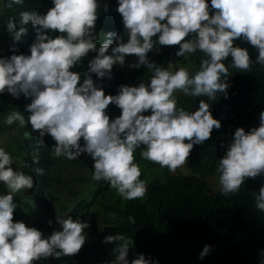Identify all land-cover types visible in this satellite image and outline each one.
<instances>
[{"label":"clouds","instance_id":"9594fccd","mask_svg":"<svg viewBox=\"0 0 264 264\" xmlns=\"http://www.w3.org/2000/svg\"><path fill=\"white\" fill-rule=\"evenodd\" d=\"M51 3L43 13L19 11L18 17L9 15L4 21L13 54L0 56V96L11 95H7L9 104L12 98H30L19 103L24 112L9 111L4 124L30 126L40 142L50 136L54 141L51 156L70 160L69 169L90 177L88 182L60 177L72 190L62 183L52 187L47 192L51 204L41 209L42 219L33 221L30 216L38 210L25 194L35 187L34 177L14 170L13 155L0 147V264H61L65 257H74L73 264H100L114 253L110 264H158L143 253L129 261L133 239L104 232L108 226L114 228L117 220L92 226L64 208L80 200L79 190L90 187L91 180L115 189L124 200L143 199L147 180L140 177L145 164L175 173L189 161L194 145L211 139L213 129L221 128L210 111L216 94L228 98L230 84L236 88L249 76L264 81V0H117L115 11L123 26L114 23L109 32L96 29L101 8L109 11L107 3ZM23 4L24 0H6L3 8ZM29 22L35 29L30 54H16L15 45L27 35ZM157 43L169 47L166 60L172 61L167 67L148 58ZM127 56L135 58L125 65ZM182 59L192 60L191 66H180ZM115 65L143 67L151 75L147 83L121 84L117 94L106 95L93 74L98 80H110ZM76 66L79 72L72 70ZM177 92L208 101L200 99L196 110L187 111L178 106ZM85 154L90 167L81 166ZM33 163H39L38 152ZM35 171L44 175L43 168ZM212 171L208 182L215 189L220 185L225 196L238 192L246 178L264 176V110L258 126L247 131L235 128ZM55 187L65 195L53 204L50 194ZM255 208L264 212V184L255 197ZM127 220L136 222L131 215ZM94 241L104 250L95 257L88 247ZM209 251L205 245L199 258ZM259 255L264 264V249Z\"/></svg>","mask_w":264,"mask_h":264},{"label":"trees","instance_id":"16d2710c","mask_svg":"<svg viewBox=\"0 0 264 264\" xmlns=\"http://www.w3.org/2000/svg\"><path fill=\"white\" fill-rule=\"evenodd\" d=\"M5 2L6 0H0V56L6 57L13 54L10 51L13 41L2 22L9 15L18 17L19 11L43 13L52 3L51 0H24L23 6H14L8 10L3 8ZM104 3L108 4L109 11L105 13L101 8L96 29L99 28L100 31L103 27L109 32L114 23L123 26L121 16L115 11L117 0H102L101 5ZM26 27L27 35L22 38V42L15 45L18 49L16 54H30L29 45L34 39L35 29L30 22ZM153 40L156 38L153 37ZM100 41L99 32L97 44ZM155 48L149 52V60L167 67L169 47L158 44ZM181 62L184 65L180 66L187 67L191 66L192 60L182 59ZM251 69L254 70L252 67ZM72 70L79 72L77 66ZM148 72L149 70L143 67L137 70L115 65L110 80L107 78L98 80L94 74L93 77L102 84L106 95H115L121 84L135 86L142 81L139 76ZM249 77L243 78L236 88L230 84L227 89L228 98H224L223 93H217L216 100L210 102L211 114L221 122V128L213 129L211 139L205 141L203 145H194L189 161L182 168L172 173L158 164L144 165L145 171L140 179L145 182L147 180V192L143 199L124 200L115 189L113 191L102 188L100 182L91 180L90 187L88 184L87 189L79 190L80 200L66 206L64 210L74 218L87 220L92 226H97L102 220L105 222L117 220L114 228L108 226L104 232L108 235L122 234L133 239L129 261L135 254L143 253L146 257L150 256L158 261V264H260L259 250L264 249V212L255 208V197L260 186L264 184V176L246 178L238 192L227 196L221 194L220 185L215 189L212 183L208 182V178L213 179V164L224 155L235 128L243 127L247 131L259 125V114L264 110V81L257 77ZM175 95L178 106L187 111L196 110L200 99L208 101L207 97L195 98L185 96L182 92ZM7 99L6 96H0V100L3 101L0 102V115L8 108ZM11 100L10 104L18 105L26 99L21 96L19 99ZM119 115L120 111L117 112V116ZM0 126V131L8 126L1 122V117ZM24 128L27 130L26 133L31 135L19 134L14 144L20 155L17 158L12 154L15 161L13 166L17 165L19 160V170L34 177L35 187L26 192L25 197L33 199V205L38 211H33L30 218L37 221L42 219L41 209L51 204L47 192L59 183L67 186L62 179L66 174L70 182H77L78 178L88 182L90 175H71L68 165L70 160L51 156L49 150L54 144L51 137L45 135L40 142L38 134L32 132L30 126ZM37 152L38 164L33 163ZM135 157L137 162V150ZM85 158L86 154L82 157L81 166L90 167ZM37 168H43L44 175H37L35 171ZM67 187L72 190L71 186ZM23 208H28L26 202ZM19 212L24 210L19 209ZM129 215L135 217V224L128 222ZM108 245L111 249L115 247L112 243ZM205 245L210 246V251L201 259L199 254ZM88 247L94 257L98 253H104L96 241L90 242ZM115 255L114 253L108 262L100 264H110ZM60 262L73 264L75 259L65 257L61 258Z\"/></svg>","mask_w":264,"mask_h":264},{"label":"rangeland","instance_id":"374dc122","mask_svg":"<svg viewBox=\"0 0 264 264\" xmlns=\"http://www.w3.org/2000/svg\"><path fill=\"white\" fill-rule=\"evenodd\" d=\"M100 3L102 4V0H100ZM2 23H4V21ZM134 58H135V56H127L125 58V65H128L129 63H132L133 60H134ZM170 61H172V60H168V62H170ZM150 75H151V72L149 71L145 75L141 76V80L143 82L147 83ZM7 95H9V94L5 93V96L6 97H7ZM9 96H11V95H9ZM26 100H30V99H26ZM0 102H3V101L0 100ZM6 103H7L8 109H7L6 112L3 111L2 114L0 115L1 122L2 123L4 122V119H5V117H6V115H7V113L9 111L16 110V111L24 112V106L23 105H21V104L12 105V104H9L8 102H6ZM25 116H27V113H25ZM26 132H27V130L24 127L23 128L19 127L18 122L17 123H14L11 126H7L6 129H2L0 131V147L4 148L5 151H7L8 153H10L11 155L13 154L15 157L18 158L19 155H20V153L18 152V149L15 147L16 145L14 143L19 138V134L24 135ZM81 144H83V141L82 140H81ZM82 155L83 154H81L80 157ZM18 163L20 164V161L19 160H18L17 166L14 168V170L16 168L19 169V164ZM70 171H71V175H74V174L79 175V173L77 172V170L75 168L70 169ZM66 176H67V174L64 176V179L67 178ZM64 195H65L64 190L55 187L51 191V194H50V198L52 200V203L53 204H56L58 199H61L62 200L64 198Z\"/></svg>","mask_w":264,"mask_h":264}]
</instances>
